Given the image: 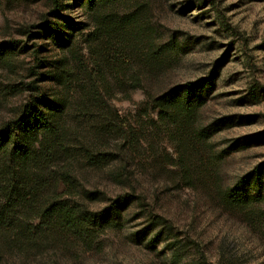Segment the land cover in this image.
I'll return each mask as SVG.
<instances>
[{"label":"rangeland","instance_id":"rangeland-1","mask_svg":"<svg viewBox=\"0 0 264 264\" xmlns=\"http://www.w3.org/2000/svg\"><path fill=\"white\" fill-rule=\"evenodd\" d=\"M60 2L56 18L49 0H0V42H14L0 63V125L38 92L57 101L67 147L52 169L72 184L55 176L51 189L93 210L134 199L89 242L30 224L0 241V264H264V188L244 206L224 201L264 168V0ZM63 22L74 28L65 48L36 35ZM211 71L195 111L160 104ZM154 216L160 241L133 240Z\"/></svg>","mask_w":264,"mask_h":264},{"label":"trees","instance_id":"trees-1","mask_svg":"<svg viewBox=\"0 0 264 264\" xmlns=\"http://www.w3.org/2000/svg\"><path fill=\"white\" fill-rule=\"evenodd\" d=\"M92 9L99 0H75ZM112 1V0H111ZM54 17H59L60 0H49ZM72 8V5H65ZM74 30L68 22L42 23L39 37L49 39L59 48L68 45L70 36L64 30ZM41 33V34H39ZM14 50L13 41L0 42V63H7ZM213 72L209 78L186 82L172 87L161 96L160 104L173 107L179 113H191L201 105L197 98L203 89L212 85ZM175 95V96H173ZM173 96V97H172ZM63 105L43 96H29L18 114L0 125V241L15 239L18 231L29 233V229L50 223H58L78 239L89 242L106 225H120L123 212L133 203V196L125 192L113 198L100 209H89L82 204L71 203L51 189L49 181L72 184L68 171L55 174L52 165L62 152H66L62 136L61 113ZM102 157H113L110 152L100 153ZM91 159V157H88ZM264 188V168L258 165L242 176L224 194V201L231 206H244L249 202L248 189ZM92 194H99L92 191ZM100 195V194H99ZM34 223V224H33ZM161 227L158 231H154ZM164 222L154 216L141 230L133 234V240L146 241L154 245L162 238Z\"/></svg>","mask_w":264,"mask_h":264}]
</instances>
